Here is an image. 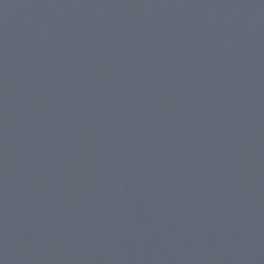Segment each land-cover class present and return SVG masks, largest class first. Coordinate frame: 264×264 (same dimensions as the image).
I'll use <instances>...</instances> for the list:
<instances>
[{
	"label": "water",
	"instance_id": "1",
	"mask_svg": "<svg viewBox=\"0 0 264 264\" xmlns=\"http://www.w3.org/2000/svg\"><path fill=\"white\" fill-rule=\"evenodd\" d=\"M0 264H264V0H0Z\"/></svg>",
	"mask_w": 264,
	"mask_h": 264
}]
</instances>
